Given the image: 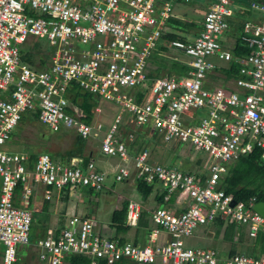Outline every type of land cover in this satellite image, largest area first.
<instances>
[{
  "label": "built area",
  "instance_id": "built-area-1",
  "mask_svg": "<svg viewBox=\"0 0 264 264\" xmlns=\"http://www.w3.org/2000/svg\"><path fill=\"white\" fill-rule=\"evenodd\" d=\"M171 3L0 0V264H14L17 247L30 245L31 200L39 188L42 199L51 201L54 192L97 195L108 180L92 161L66 164L45 152L31 158L5 150L26 112H36L52 133L72 131L93 142L101 157L118 160L115 183L136 180L163 196V207L150 211L146 245L121 244L99 235L93 220L70 216L58 232L48 229L36 241L39 264H64L69 255L85 256L89 264L121 259L136 264H264V252L257 258L238 254L220 259L214 249L184 243L199 227H219L220 221L243 226L250 239L264 232V219L252 210L254 199L236 202L219 187L228 164L254 154L264 163V0H213L192 39L185 33L182 40L165 44L166 33L179 36L169 25L177 20ZM246 12L251 17L235 31L234 15ZM225 33L230 38L226 47ZM237 39L248 54L234 58L230 50ZM37 41L50 48L43 57L38 52L43 69L23 59ZM159 45L188 58L181 74L148 77ZM231 62L238 65L236 78L218 87L226 78L217 70L228 69ZM71 85L114 105L118 113L105 124L96 107L90 124L78 121L68 111ZM140 132L148 138L154 132L153 138L164 145H189L205 157L193 163L196 169H180L176 161L174 166L153 162L154 143L131 155L129 144ZM140 211L138 201L128 202L126 226L136 227Z\"/></svg>",
  "mask_w": 264,
  "mask_h": 264
},
{
  "label": "trees",
  "instance_id": "trees-1",
  "mask_svg": "<svg viewBox=\"0 0 264 264\" xmlns=\"http://www.w3.org/2000/svg\"><path fill=\"white\" fill-rule=\"evenodd\" d=\"M234 16L236 17V21H237V23H235L234 29L235 31L238 32L241 28V22H243L246 19H249L251 17V13L246 12L243 15L235 14ZM169 25L172 26L175 32H182V33H187V29L193 26L192 24H184L181 23V21L174 19H171L169 21ZM162 40L166 44L167 42H170L172 40H182V37L178 36L176 33H166L162 37ZM165 47H166L165 45H159L157 47V50L159 52H163L164 50H166ZM32 51L34 54L26 55L23 58L24 61H26L31 66L36 67L37 69L40 68L43 69V62L41 61V59H39L40 57L37 59L34 58V56L35 55L37 56L38 52L40 51L36 43H34L32 47ZM230 51L234 58L248 54V50L240 45L238 39L235 40L234 48L231 49ZM36 60L38 61V64L36 63ZM153 62H157V61H154V58L152 57V59L149 61V64H152ZM162 62L158 61L157 63H162ZM237 67H238L237 64L231 62L230 65L228 66V69H219L217 70V72L225 76L226 79H224L223 81H227L229 79L236 78ZM185 69L186 66L182 65L180 67V72L177 75L181 74ZM154 73L155 71L152 72L151 69H149L148 77L158 78L157 75L159 74V72L157 71L155 74ZM170 75L171 73L168 74L167 76ZM209 79L216 80L217 77L209 76ZM142 96L143 93L138 94L137 101H139ZM93 97H94L93 95L87 92H82L76 85H71L68 96L69 113L72 114L75 117V119H77L78 121L83 122L85 124H90L93 120L92 111L94 108H96L94 105H92L94 103ZM99 109L102 111L101 108ZM103 117L104 116L101 114V119H103ZM26 124L31 125L39 134L38 136L39 140H34V142H36L35 146L44 147L40 151H44L45 153H47L45 149L47 147V143L51 140V138L47 140V142H43L41 140L42 136L40 135L41 134L39 130L40 126L43 127L46 126L42 125L39 122L38 114H36V112L24 113L20 122L18 123V128L21 130L20 127L21 126L25 127ZM53 134H57L58 139L66 138L68 141V147L63 153L52 154V156L57 158V161L61 163L69 164L71 161L78 160L83 166H87V164L90 161L93 162V159L95 158L94 154H99L97 151H93L96 149V145L93 142H92L93 144H91L92 147L89 149L88 141L79 137L72 131L61 130L60 132ZM12 136L13 138L9 141L10 144L12 142L21 143L20 139L22 137L18 133L16 134L15 132L14 135L12 134ZM151 143H154L156 148L159 147V140L157 138H153V137L148 138L146 134L140 132L135 136L134 141L129 144L130 145L129 153L133 155L136 154L137 152L143 151L144 149H147L151 145ZM22 145L27 146L26 144H22ZM25 151H26L25 153L31 156V158L32 157L34 158L37 153V152L34 153L28 147H25ZM226 167L227 170L225 174L221 176L220 186H219L226 195L232 194L234 201L236 202L240 201L246 203L250 199H254L255 203L264 202V163L259 162L255 154L247 158H241L234 163L228 164ZM131 187H133L134 190H133V196L131 197L130 200L138 201L141 204V211L139 214L136 227L131 228L134 229L132 242L134 245H138L141 238L144 236L145 232L151 227L150 211L156 207H163V196L161 194H158L157 191H154L151 186H148L145 183L136 180H131ZM21 190H22V185L21 184L17 185L14 191V198H13L16 203L15 204L16 206H18V197L20 195ZM64 193L65 194L63 197V201L66 202L68 200L70 193L68 191ZM130 200L124 199L120 203V205L112 211L107 223L108 227L111 229V231L114 234L110 238L117 239L121 244L125 242L124 236L130 230V228L127 227L125 224L127 204ZM152 202L154 204H152ZM48 204L49 201H43L40 209L41 211L37 214L32 213L30 228L33 225H36L35 227L38 226V239L45 237L44 234L46 233L48 226L47 224ZM219 225H220L219 227H221L223 223L220 221ZM36 240H34V238L32 237L31 243L36 242ZM222 241L229 244L230 246L228 252L225 254L226 258L238 254L246 255L251 258H257L260 255V253L264 252V232L260 231L253 239H250L247 235L245 228L234 222H228L224 227L222 232ZM29 254L32 256L33 259L35 252L30 251ZM19 262L20 259L17 260V262H15L14 264H19ZM64 264H89V259L81 255H69L65 257ZM96 264H106V262L103 260H99L96 262ZM114 264H136V263H132L126 259H121L120 261Z\"/></svg>",
  "mask_w": 264,
  "mask_h": 264
},
{
  "label": "rangeland",
  "instance_id": "rangeland-1",
  "mask_svg": "<svg viewBox=\"0 0 264 264\" xmlns=\"http://www.w3.org/2000/svg\"><path fill=\"white\" fill-rule=\"evenodd\" d=\"M213 0H172V14L177 18V20L181 21V23L184 24H192L193 26L189 27L187 29V35H190L186 39H192V36L197 28L198 25L201 22V16L209 9L210 5L212 4ZM244 6V5H242ZM195 26V28H194ZM174 31V30H173ZM175 32V31H174ZM180 37H184L185 33L179 32ZM228 37V33H225L223 36V46L226 47L230 43ZM39 47V50L41 51V57L44 55H47L49 53L50 48L45 45L44 41H37L36 43ZM166 50L163 52H159L157 49H155L152 53V57L154 58V61H163L162 63L153 62L149 65V68L151 71H155V73L158 71L159 74L157 77H166L168 74L176 75L180 72V67L182 65H185L188 58L184 56V54L175 51L171 49L170 47H165ZM22 51L25 52L27 49L26 44L21 47ZM34 54V53H32ZM35 59L39 58L38 54L37 56H34ZM172 58H175L174 60ZM42 59V58H39ZM210 60L214 64H219L220 61L216 58H210ZM36 63L38 64V61L36 60ZM221 66V65H219ZM154 73V74H155ZM216 73V72H214ZM227 82L220 80L218 82V87H224ZM228 85V83H227ZM230 87H232V84H230ZM232 89H236L234 86ZM94 105L97 108L102 109V115L104 116L102 119V122L109 124L110 121L115 117V115L118 113V109L107 102H104L102 99L93 97ZM105 112H104V111ZM40 126V125H39ZM21 130L18 128V126L13 131V135L16 132L18 133L22 138L20 139L22 144H26L27 146H23L21 143H7L6 146H4L5 150L10 151L12 153H25V147H28L31 149L34 153L40 154L44 153L42 150L44 147L38 146L36 147L34 140H39L38 136L39 134L36 132V130L31 126L26 124L25 127L21 126ZM40 135L41 140L43 142H47L51 138V140L47 143L46 152L48 153L49 157L57 161V158L53 157L52 154L54 153H63L67 147H68V141L66 138L64 139H58L57 134H53L50 132L46 127L40 126ZM152 137H154V132H150ZM44 137V138H43ZM13 138L11 136L10 140ZM92 143L89 142L88 148L90 149L92 147ZM34 146V147H33ZM31 147V148H30ZM95 149V148H93ZM92 149V150H93ZM93 151H96L93 150ZM95 160L94 164L96 167L99 168H106L108 171V181L105 184V188L103 190V195H108L107 201L103 200L100 195H92L87 194L86 192H73L69 195L68 200L66 202L63 201L64 192L54 193L53 201L49 202L50 212L54 213L55 216L57 215V218L63 219L71 214L68 213V210L66 207H68L71 211L72 209L77 210L79 209L80 214L85 217H89V219L93 220L97 231L101 229V227L106 226L108 223L110 214L112 210L120 205V203L124 199H131V181L127 183H115L113 176L115 173V170L113 169L119 164V161L116 159L111 158H102L99 154H95ZM178 157L180 158L178 160ZM203 153H198L192 150V148L189 145L181 144V143H175V144H169L164 145L159 141V147H155L154 155L152 161L161 165H167L174 166L175 161L180 164V169L182 166H190L193 169H196V165L193 163H200L204 159ZM59 162V161H58ZM182 164V165H181ZM189 168V167H188ZM125 195H128L127 197H124ZM42 199V189L39 188L37 194L35 195V206H32V213L37 214L41 210V205L43 203ZM153 204V202H152ZM153 206V205H152ZM151 208V207H150ZM37 209V211H36ZM83 210V213L81 212ZM78 212L76 211V214ZM57 223V222H56ZM33 225L29 230V243H31V238L33 237L34 240L38 239V226ZM218 226L215 225H209L207 227H199L196 232L193 234L192 237L186 238L184 240V243L187 247L190 248H213L217 252V254L220 256H225L223 254L224 252L227 253L229 250V244L222 241V232L223 230L218 229ZM218 229L217 235L215 234V230ZM134 229H130L125 237L127 241H133L132 237L134 234ZM204 232V233H201ZM145 239V234L143 236ZM142 241L138 243V245H142ZM1 247V246H0ZM29 251H35L33 245L28 247ZM23 257H27L28 253L26 252V249L22 250ZM37 254V253H36ZM32 257V256H31ZM34 262H36V256L34 255V258L32 259ZM22 262V261H20ZM19 262V264H20Z\"/></svg>",
  "mask_w": 264,
  "mask_h": 264
},
{
  "label": "crops",
  "instance_id": "crops-1",
  "mask_svg": "<svg viewBox=\"0 0 264 264\" xmlns=\"http://www.w3.org/2000/svg\"><path fill=\"white\" fill-rule=\"evenodd\" d=\"M198 30H196V32H197ZM27 154V153H26ZM94 156H95V154H94ZM96 157V156H95ZM103 158V157H102ZM94 160H95V158L93 159V162H94ZM168 164H170L169 162H168ZM167 164V166H169ZM99 168V167H98ZM115 168L116 167H114L113 169L115 170ZM99 169H101V170H103V171H105V172H108L109 170H107L105 167L104 168H99ZM108 181V180H107ZM104 190V189H103ZM103 190L99 193V194H97V196L98 195H100V197L105 201H107V199H109V198H107V196L108 195H103ZM133 188H131V193L133 192ZM55 193V192H54ZM54 193H53V198H54ZM59 193H63V192H59ZM84 193V192H83ZM128 195H125L124 197H127ZM133 196V193L131 194V197ZM56 198V197H55ZM54 198V199H55ZM57 199V198H56ZM31 203H32V206H35V196L32 198V200H31ZM154 204V203H153ZM50 206L48 205V209H47V215H48V222H47V224H48V226H47V228H52L55 232H58V230L59 229H61L62 227H63V225H64V223H65V221H66V219L68 218V217H70V216H78V217H81V218H83V217H85V216H82V214H80V211H79V209H77V210H74V209H72V211L68 208V207H66L67 208V210H68V213L70 212L71 214H69V215H67L64 219H63V221H61L62 219H60V218H57V215L55 216V214L54 213H51L50 212ZM115 208H117V205L115 206ZM114 208V209H115ZM113 209V210H114ZM112 210V211H113ZM36 211H37V209H36ZM76 211L78 212L77 214H76ZM81 212L83 213V210H81ZM112 213V212H111ZM85 218H87V217H85ZM89 218V217H88ZM57 222V223H56ZM95 230L97 231V229H96V226H95ZM97 233L99 234V235H102V236H105V237H108V238H110V237H112L114 234H113V232L111 231V229L108 227V224H106V226H103V227H101V229L100 230H98L97 231ZM203 233V232H202ZM124 238L126 239V237L124 236ZM112 239V238H111ZM141 240H143L142 241V245H144L145 244V240H146V232H145V239L142 237L141 238ZM142 245H139V246H142ZM28 247L29 246H18L17 247V253H16V262H17V260H19L20 259V261H22L21 262V264H39L38 263V261H36V262H32V257H31V255L29 254V250H28ZM24 249H26V252L28 253L27 255V257H23V255H22V250H24ZM223 254H226L225 252L223 253ZM1 255H2V247H0V260H1ZM220 258H221V256H220ZM223 258H225V256H223Z\"/></svg>",
  "mask_w": 264,
  "mask_h": 264
},
{
  "label": "clouds",
  "instance_id": "clouds-1",
  "mask_svg": "<svg viewBox=\"0 0 264 264\" xmlns=\"http://www.w3.org/2000/svg\"><path fill=\"white\" fill-rule=\"evenodd\" d=\"M54 161V160H53ZM58 162V161H57ZM109 171H111V170H109ZM107 174H108V172H107ZM106 187V186H105ZM37 194V192H35V195ZM89 194H92L91 192H89ZM34 195V196H35ZM93 195V194H92ZM228 195H230V194H228ZM51 201H53V198H52V200ZM51 201H49V202H51ZM83 218H85V217H83ZM87 219H89V218H87ZM227 224V223H226ZM226 224L225 223H223V225L221 226V227H219L218 229H220V230H223L224 229V227L226 226ZM209 226V225H208ZM128 227V226H127ZM130 229H131V227H129ZM135 228V227H134ZM48 229H52V228H47V230ZM218 229L217 230H215V234H217V232H218ZM46 230V231H47ZM53 230V229H52ZM54 231V230H53ZM41 239V238H40ZM113 240H117V239H113ZM37 241V240H36ZM125 242H129V243H132L133 244V242H131V241H127L126 239H125ZM124 242V243H125ZM35 243L36 242H34L33 244H30L29 246H31V245H33V247H34V245H35ZM148 242H147V238H146V243L144 244V245H146ZM134 245V244H133ZM135 246H139V245H135ZM143 246V245H142ZM34 249H35V251H36V248L34 247ZM210 249V248H209ZM211 249H213V248H211ZM215 250V249H214ZM35 256H37L36 255V252H35ZM221 256V255H220ZM220 256L217 254V257L218 258H220ZM220 259H223V257L221 256V258ZM36 260H37V257H36ZM39 263V262H38Z\"/></svg>",
  "mask_w": 264,
  "mask_h": 264
},
{
  "label": "water",
  "instance_id": "water-1",
  "mask_svg": "<svg viewBox=\"0 0 264 264\" xmlns=\"http://www.w3.org/2000/svg\"><path fill=\"white\" fill-rule=\"evenodd\" d=\"M252 210L264 219V202L255 203Z\"/></svg>",
  "mask_w": 264,
  "mask_h": 264
},
{
  "label": "bare ground",
  "instance_id": "bare-ground-1",
  "mask_svg": "<svg viewBox=\"0 0 264 264\" xmlns=\"http://www.w3.org/2000/svg\"><path fill=\"white\" fill-rule=\"evenodd\" d=\"M45 235V234H44Z\"/></svg>",
  "mask_w": 264,
  "mask_h": 264
}]
</instances>
